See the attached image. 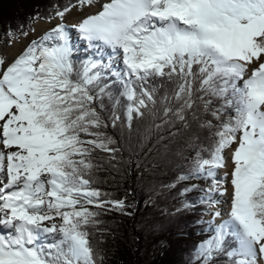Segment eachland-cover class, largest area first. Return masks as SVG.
I'll use <instances>...</instances> for the list:
<instances>
[{
	"label": "snow or ice",
	"instance_id": "snow-or-ice-1",
	"mask_svg": "<svg viewBox=\"0 0 264 264\" xmlns=\"http://www.w3.org/2000/svg\"><path fill=\"white\" fill-rule=\"evenodd\" d=\"M94 2L54 5L52 18L63 21ZM73 27L92 50L79 68L64 23L15 57L0 51V264H98L91 236L102 213L93 208L130 215L92 178L93 153L119 150L102 130L109 126L100 111L102 97H111L100 83L106 76L119 85L113 127L123 98L129 122L157 115L160 105L165 122L188 127L191 117L214 129L212 143L198 146L176 181L204 179L199 202L228 204L223 216L210 213V235L195 259L264 264V0H107ZM17 33L28 36L22 27L9 31V44ZM165 82L170 87L158 95ZM213 97L223 103L213 107ZM201 112L218 124L200 120ZM229 148L230 191L217 175Z\"/></svg>",
	"mask_w": 264,
	"mask_h": 264
},
{
	"label": "trees",
	"instance_id": "trees-1",
	"mask_svg": "<svg viewBox=\"0 0 264 264\" xmlns=\"http://www.w3.org/2000/svg\"><path fill=\"white\" fill-rule=\"evenodd\" d=\"M70 2L74 0H0V26L5 34L21 27L28 32L37 17L49 21L53 19L54 5L64 7ZM71 42L74 66L79 68L92 50L80 39ZM100 83L107 84L105 92L111 93V97H102L101 115L109 124L102 130L115 141L111 146L119 150L93 153L96 167L92 178L94 186L109 194L110 199L123 200L124 212L130 215L115 209L93 208L102 213L101 224L92 230L91 236L102 257L98 264H200L195 259V249L210 232L206 230L209 220L205 219L208 205L198 198L204 195L199 189H206L209 182L198 178L176 181L179 175L188 174L198 146L212 143L214 129L200 127L199 121L191 117L188 127L180 121L165 122L160 105L157 115L147 113L129 122L124 115L123 98L116 109L121 119L113 127L110 117L119 85L107 76ZM169 87L165 82L158 95ZM222 103V99L212 98L213 107ZM230 112L231 109H225L222 118L226 119ZM205 119L218 124L210 112H201L200 120ZM174 182L175 186L170 187ZM184 188L189 191L183 192ZM184 202H195V206L184 208ZM224 260L217 257L214 264H224Z\"/></svg>",
	"mask_w": 264,
	"mask_h": 264
},
{
	"label": "bare ground",
	"instance_id": "bare-ground-1",
	"mask_svg": "<svg viewBox=\"0 0 264 264\" xmlns=\"http://www.w3.org/2000/svg\"><path fill=\"white\" fill-rule=\"evenodd\" d=\"M107 2V0H95V4L93 6L90 7V9L88 11H86L83 15L79 16V17H75L73 20L70 21L69 24H65L63 21L61 20H57L53 23L51 22H45V21H39L36 22L35 24V29L37 31V33H41L42 35L49 32L52 28H54L57 24L59 23H64L65 25L68 26V28H73L76 29L75 27H73L74 25H77L83 18H85L87 15H92V14H96L98 11L101 10L102 5ZM77 30V29H76ZM15 48L16 51L12 52L11 54H8L9 58L15 57L16 55H18L20 52H22L25 48L24 45H22V43H20L19 41L15 42ZM27 46V45H26ZM230 152H231V148L226 149L225 150V157H226V163H227V167L225 168H221L220 170H217V175L220 176V178H223L225 180V182L223 183L222 186H224V188H229L230 191V184H229V180L230 177H227L225 174L230 172L231 170V160H230ZM219 200H227L228 199V194H225L222 199L221 198H217ZM218 208V207H217ZM220 209V208H218ZM222 209L224 211V213H226L227 209H228V204L223 203ZM221 212V211H220ZM224 213L222 214V216L224 215ZM217 219V218H216ZM221 222V218H219L218 223Z\"/></svg>",
	"mask_w": 264,
	"mask_h": 264
},
{
	"label": "rangeland",
	"instance_id": "rangeland-1",
	"mask_svg": "<svg viewBox=\"0 0 264 264\" xmlns=\"http://www.w3.org/2000/svg\"><path fill=\"white\" fill-rule=\"evenodd\" d=\"M90 7L86 6L82 10L79 9V8H73L71 11H69L68 13L65 14L63 22L65 24H69L71 20H73L75 17H79V16L83 15L86 11H88L90 9ZM36 20H35L36 22H39V21H45V20H48V19L43 20L42 18L37 17ZM57 20H59V18H53V19H50L49 21H45V22L53 23V22H55ZM35 21H34L33 27H32L34 29V31H32V29H31L30 31H28V36L27 37L19 36L18 39H15V40L11 41L10 44H9V37L5 33H3L2 28L0 26V36H2V37H0V51H2L3 53H5L8 56V54H11L12 52L16 51V48H15L16 47L15 46V42L16 41H19L20 43H22V45H24L26 47V45H28L31 42V40L39 39L41 36L45 35L46 33L43 34V35L41 33H39V32L37 33V31L35 29V24H36ZM68 30L70 32L71 41L73 39H79V33H78V31L76 29L68 28ZM105 51H108V50H105ZM234 146L235 145H233V147ZM222 197L223 196H220V197H217V198H221L222 199ZM220 204L223 206V203H220ZM215 208H217V207H215ZM218 208H220V206ZM220 210H221V213L223 214L224 211H223L222 207L220 208ZM208 214L209 213H207V216H208ZM207 216H205V219H207ZM218 221H219V217L216 219V223H218ZM46 223H48V222H46ZM206 230H208V227L206 228Z\"/></svg>",
	"mask_w": 264,
	"mask_h": 264
}]
</instances>
